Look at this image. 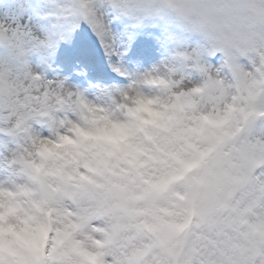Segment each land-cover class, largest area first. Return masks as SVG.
Returning <instances> with one entry per match:
<instances>
[{
  "label": "clouds",
  "instance_id": "clouds-1",
  "mask_svg": "<svg viewBox=\"0 0 264 264\" xmlns=\"http://www.w3.org/2000/svg\"><path fill=\"white\" fill-rule=\"evenodd\" d=\"M97 4L133 26H174L171 47L142 70L112 65L126 83L91 91L0 65V264H195L193 235L217 230L230 246L216 264L251 253L264 264V191L253 179L264 181V0L55 7L107 31ZM3 29L17 62L52 48L31 29L19 43ZM215 53L213 66L205 56Z\"/></svg>",
  "mask_w": 264,
  "mask_h": 264
},
{
  "label": "snow or ice",
  "instance_id": "snow-or-ice-1",
  "mask_svg": "<svg viewBox=\"0 0 264 264\" xmlns=\"http://www.w3.org/2000/svg\"><path fill=\"white\" fill-rule=\"evenodd\" d=\"M89 23L97 32V35L101 38V43L104 45L106 52L114 54L110 40L104 39L109 35L104 26L95 19H90ZM5 35V30L3 27H0V37H4ZM20 35L21 33L19 31L12 30V40L14 42L19 43L18 37H20ZM7 71L8 69L6 67H0V77H3ZM27 75L33 81V87L41 86V77L33 76L30 72ZM262 175H264V173H262ZM253 179L261 186V191H264V181H261L257 176H254ZM222 236H226V233H221L218 230L215 235L212 233H196L193 235L190 244L196 258L195 264H216L220 258V253L227 252L230 246L229 240L222 239ZM257 255H262V253L245 254L240 258L239 264H256L255 257ZM223 264H231V261L224 260Z\"/></svg>",
  "mask_w": 264,
  "mask_h": 264
},
{
  "label": "rangeland",
  "instance_id": "rangeland-1",
  "mask_svg": "<svg viewBox=\"0 0 264 264\" xmlns=\"http://www.w3.org/2000/svg\"><path fill=\"white\" fill-rule=\"evenodd\" d=\"M54 4L51 5L50 3L45 2L43 4V7H44V9H46L49 12L50 11L56 12V10H58V9L55 7ZM98 8H99V4H97V11H98ZM32 9L30 8L29 11L31 12V14H35V12H34L35 9L34 8H32ZM100 9L102 10V8H100ZM0 10H1V13H0V15H1V17H0V27L6 28V29H8L10 31L16 30V31H19V32L24 31V30H27V29H31L33 32L36 30L31 25V24H33V21L30 19V17H26L25 18V21H23V20H21V21L20 20H17L16 17L19 15V13H18V11H16V8L13 9V8L3 7V8H0ZM29 11L26 10V13H28ZM102 13H104V10L102 11ZM56 18L58 19L59 16H57ZM121 20L122 21H119V23L121 25H126V27H128L131 30L134 29V26L132 25L131 22H129L128 20H126L124 18H122ZM150 23H151V21H145L142 24H139V26H143L144 28H146V27L149 26ZM166 29L168 30V27H166ZM93 31L96 32L94 29H93ZM125 31L126 30H121L119 32V37L122 38V37H125L126 36L128 38V41L131 42L132 41V36H129L126 33H129L130 35H134L135 36V39L137 41H139V42H137V44L138 43H141V46H139V47L142 48L143 50H145V53L148 54L149 49H150V45L152 43L151 40L149 39L150 34L144 33L143 32V29L141 31H139L137 27H135L134 33L131 32V31L130 32L127 31L125 33ZM112 38L113 39H111V41H110L112 47H114V49L118 53H120L121 56H123L124 55V51L127 50L128 46H126V48L123 49V48H121V46L124 45V41L123 40H119L118 43L117 42L115 43V40H117L116 37H112ZM158 38H160V37H158ZM164 38H165L166 42H168V40L166 39V35L164 36ZM189 39H191V41H193L194 37H189ZM106 40H108V39L106 38ZM1 44L3 46V49H2L3 52L0 53V65H7L10 68H12L13 70L15 68H18V67H14V64H11L9 62L10 59L13 56L11 55L10 50L3 43H1ZM50 56H51V49H50L49 55H47L46 58H50ZM241 63L247 64V61L246 60H241ZM39 70L40 71H43V75H44L43 77H44V79H46L47 78V75H46V73L44 71V68L43 67L42 68L40 67ZM18 71H20V70L18 69ZM21 71H23V70H21ZM66 77H68V75H66ZM47 80H48V78H47Z\"/></svg>",
  "mask_w": 264,
  "mask_h": 264
},
{
  "label": "bare ground",
  "instance_id": "bare-ground-1",
  "mask_svg": "<svg viewBox=\"0 0 264 264\" xmlns=\"http://www.w3.org/2000/svg\"><path fill=\"white\" fill-rule=\"evenodd\" d=\"M107 24V23H106ZM37 30H38V28H36ZM107 32L109 33V35L108 36H106V38L107 39H110V38H112V37H115L116 35H117V31H116V29H114V28H112L111 26H110V24L108 23L107 24ZM34 33L36 34V35H39V36H41V37H44L43 36V34L42 33H40V31H34ZM115 43H116V41H115ZM112 46V45H111ZM113 48V47H112ZM47 49H41V51L42 52H44V51H46ZM151 63L150 64H152V63H155V62H157L156 60H154V59H151V61H150ZM149 64V65H150ZM148 65V64H147ZM145 66V67H148V66ZM28 68H30L33 72H37L38 71V69L36 68V64H34L33 63V65H29L28 66ZM48 80H53L52 78H50V79H48Z\"/></svg>",
  "mask_w": 264,
  "mask_h": 264
}]
</instances>
